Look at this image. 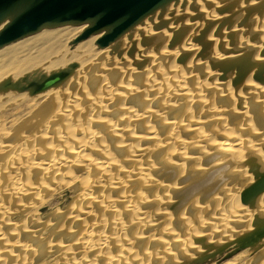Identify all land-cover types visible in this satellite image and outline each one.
<instances>
[{
    "label": "bare ground",
    "instance_id": "obj_1",
    "mask_svg": "<svg viewBox=\"0 0 264 264\" xmlns=\"http://www.w3.org/2000/svg\"><path fill=\"white\" fill-rule=\"evenodd\" d=\"M238 1H240V0H174V1H171L170 3L164 5L163 7L159 8L156 11H154L153 13L149 14L147 17L142 19L140 22H138L136 25H134L132 28H130L128 31H126L124 34H122L120 37H118L112 43H110L108 46H106L104 48H99L95 44L98 48L96 53H93V44L105 34L104 31L93 34L90 37H88L87 39H85V40H83L77 44H74V45L70 44L71 45L70 46L71 47L70 52L68 51L67 47H65V48L63 47L64 52L57 59H53V60L48 61V62L46 61L53 54H57L58 50L55 51V47H57L59 45L60 41L63 40L64 37H65L64 43H66V41H70V43L73 42V40L77 36H79L86 28H88V26H89L88 23H83L80 25H73V26L72 25H63V26H59V27H55V28L45 27V28H42L41 30H39L38 32H36L34 34H31L29 36H26L22 39H19L15 42H12L8 45L1 47L0 50L5 48V47L8 49L6 51L0 52V54H1L0 55V58H1L0 59V72H3V73H0V100L2 99L3 101H5V104H7L9 101H13V100L22 101L23 103H28L29 106H31L33 109L36 110L31 114L30 118L32 121L31 128L38 126L37 131L35 130L36 131L35 134L29 135L28 133H29L30 129L28 128L29 129L28 132H27V130H25L28 134V135L26 134L28 137H26V138L23 137L21 140H24V141L29 140L27 142H31L30 140H33L32 142H34L36 140H38V141L40 140L41 142L39 141L40 143H39V146H37V147H38V149H39L38 151L40 152L42 157H37L35 155V149H37V148H35L36 147L35 146L33 149L32 145L30 143L24 144L23 147H22V145L21 146L16 145V147L11 146V145H8L9 147L5 146L4 144L6 143L7 140H5V141H3V140H4V138H7V137H5L4 130L2 128L3 126L0 123V157H2L1 163H0V171L2 170L0 172V219L2 221L0 220V222H3V221L5 222L8 219L7 214L3 211V206L1 205V202L4 198V196H6L7 198L10 197V198L14 199V201H15V199H17L16 201L19 204V202L21 200H23V198H26L28 196L32 197L34 195L32 198H36L33 200H34V202L35 201L37 202L39 200L38 198L40 197L39 196V190L40 189L43 190V191L41 190V193L43 192V195H45L44 193L46 191L47 192L48 191L49 192H54V191L56 192L57 189H61L59 187H62V189H63V186L65 187V184L67 187V186H69V182H71V183L75 182L80 186L81 190L79 192L78 198L76 197L77 201H75V202H77V204L75 205V209H76V212H78L79 214L75 213V216L72 217V221L76 222L78 220H81V219H79V217H81V215L84 216L86 214V217L83 218V221L79 222V225L81 223H83L84 227H81L75 236V246L79 249V251L81 250L82 256L80 258H77V259L71 258V257L75 256L73 253L78 254L77 253L78 251L75 250L76 251L75 252L74 250H71L68 248H63L61 246L57 247L59 250L63 251L66 259L68 257V259L70 261L68 259L67 260L70 262V264H155L156 262H157V264L160 263L156 259L152 258L150 251L141 253L142 258L144 259L143 262L140 259L139 260L137 259L138 260L137 261L133 255V253L130 252V247H129V246H131L130 244H141L142 241L145 242L144 243L145 246L148 245V244H146V238L142 239L143 235L141 234L142 233L141 231L147 230L150 227H154V224L156 223L157 219L154 220L152 217H158V219H159V216L160 217L162 216L163 221L161 222V220H160L162 225H161L160 229L158 230V235L167 236L164 238L169 239L168 243L166 245L160 244L159 243L160 241H158L159 239L158 240L153 239L155 241L151 240L152 242L150 241L151 242L150 245L154 244V245H152L153 247H156L157 245L162 246V249L160 247L157 250L158 251V254H157L158 257L157 258L159 260L160 259H162V260L167 259L169 262L170 258L167 256V254L169 252L168 250L173 248L174 244H175L174 246H176V248L175 247L174 248L178 249V251L173 249L176 252H178L177 253L178 255H175V256L183 257V256H186L187 253H189V254L191 252L194 253L193 250L191 249V247H192L191 246L192 245L191 244V237H193V238L195 237L196 239H201L198 236L201 235L200 233L203 234L204 233L203 231H209L208 234L204 233L205 234L204 236H206V238L211 237L213 239V236L217 235L219 237L218 239L223 238L225 240H228L230 238H233V236H230V233L232 232L231 229L235 227V228L240 229V231L241 230L243 232L245 231V233L248 232L246 234L247 237L244 235L245 240H246V241L244 240V242L248 241L247 242L248 244H252V245L254 244V246H256L255 243L257 241L260 242L262 237L264 238V200L261 197H260L261 198L260 200L255 199V197H257V196L259 197V194L264 190V176H263V180H261V179H260V181L257 180V182H260V183L258 184L257 187L254 186L255 188L253 187L252 191L249 188L250 192L247 190V191H244L242 193V194H245L246 192H248L242 198H240L241 203L248 201L250 198L252 200L251 203L254 202L252 209L250 210L251 212H249V213L245 212L244 208L246 207V205L244 208H242L240 205L241 203L238 204L237 201L235 202L234 194L228 193V191H221L220 194H219V192H220L219 191L217 193V196L218 195L220 196V197H218L219 199H217V202L219 200L222 203V208L220 211H217L216 213H214L213 216H211L210 218H208L206 220L205 219L204 220L196 219L197 215L200 214V210H198V208L194 206L195 203L193 205L188 204L189 205L188 209H186V208L185 209L188 210V212L191 211V209H194L196 217L195 218L191 217L194 219H192V221L189 222L187 218L188 217L190 218V216H188V217L185 216V218H184L185 220H183L180 217V215L178 216V218H177V215L175 216L176 221L179 222L178 228H179L180 232H184V234L182 236H181L182 233L178 232V234L180 233L179 239L175 238L177 231L174 234V232H173L174 228H173V230L171 228L172 223L169 224L170 222H169L167 216L163 214V208L161 207V205H163L165 203V200L168 199V197L171 198L173 196V195L172 196L168 195L169 193H171L169 191L170 189L168 187L165 188L164 189L165 191H163V192H165V194H163V193L161 194L159 191L158 193H159V197H161V199L158 200L157 202L151 201L147 198H142V196H140V194H142V192H144L145 190L148 189V183L146 181L145 176H147L146 174H148L149 170L146 169L142 165V160L147 155L148 152L153 153L152 155H154L155 161H157L160 164H164L170 160H173V158H175V157L181 159L182 157H184L185 154H187L189 152V149L191 147H192V149L198 148V150H200L199 155H201L200 152L202 153L201 157L206 155L205 152H203L205 149H208V150L210 149L209 151L208 150L207 151L208 152L211 151V152H213L215 154H219V155L214 156V158H212L213 160L211 159V161L210 160L209 161L212 162L213 164L217 163V162L219 163V165L222 163L225 164L224 166L221 165L223 167L222 170H221V166H219V168H220L219 171H221V176L226 174L225 177L227 176V173H228V172L226 173V170H228L227 167L228 166L232 167L230 164H232V165L236 164L233 167H237V166L241 165L240 161L242 160L241 159L242 156L245 157V156H249V155L252 156L253 155L252 159L255 160L254 157H256V160H257V163L259 164V166H257L258 164L255 162L256 160L253 161L251 164H253L255 162L254 164L256 165V167H258V171H261L262 164H261V161L257 157V155H258L257 150L259 149L261 144L264 146V136L260 137V135H258V134H257L258 135L257 136L255 133V130L253 131V128L249 126L250 119L244 118L245 116L243 114H244L245 109L242 107V105H243V102L245 99L244 96L246 95L245 97H247V95H248L251 97L252 101L254 103H256V106L258 109L255 108V110H258V112L260 110V113L262 115H264V85H263L264 83H262V85H261L259 83L253 82V84H252L249 81L250 84L248 85V83L246 82L247 84H245L246 85L245 87L247 90L245 89V92L242 91L243 92L242 94L237 95V93L231 92V89L229 90L226 88L227 83H222L221 81H219L221 83L213 84V82H211L212 80L209 81L210 77H211V75L209 73L211 71L210 72L207 71V68L211 67L210 65L208 66L209 63H214L215 66L218 63H221V64L224 63V65H226L225 63H227V65L228 64L230 65V66L228 65L229 67H231V65L234 64L233 65L234 68H237L239 66V64H241L238 62L239 57L237 58V56H239V55H237L236 52L230 53L233 55H230V54L228 55V54H226V51H227L225 49L226 47L225 48L220 47L221 49H219V46H221V44L225 41L230 42L231 45L233 44L235 48H238L239 53L241 51L243 52V50H244L243 55H245V58H247V60L249 59L248 61L253 63V67L255 65L256 66L260 65V63L257 62L256 56H254V55L256 54V51H259L257 53L258 54L257 56L259 58L260 57L259 53L262 54V52H264V48L261 49L262 48L261 46L264 45V39H263L264 37L261 38V36H264V34H263L264 28H261L260 26H258V23L261 21L260 20L261 18L259 19V17L264 16V0H260L259 2H258V0H256L258 2L256 4H258V5L255 7V12L252 11L253 12L252 15L254 13H256V16L253 15L254 17H256V19L253 17L254 21L253 22L251 21V23L254 24V27H252L253 26L252 25L250 28L245 29V31L247 32L246 34H248L249 37L252 34L257 36V41H256V43H254V44H256V47L251 46L253 44V42H252V44H250V45L248 44L249 48H247V47L243 46V44H240L241 42L237 41L236 38L234 40H230V41L226 40L228 35L227 34L225 35V33H224L225 38H223L224 36L222 35V38H220L219 40L217 38L215 40L214 39L211 40L212 37H210V38L208 37L211 40V42L209 39H207V41L210 42L209 44H211V43L212 44L210 45V48L207 46L208 43L207 44L205 43L206 46L210 50L218 52V56H216L215 58H210L209 63L208 64L205 63V65L203 66L205 68H203L201 65H199L201 67H199L198 70L197 69H190V68L196 66L197 63H199L196 61L194 63H190L186 66L183 65V68L181 70L171 66L173 59L176 60L175 59L176 55H178V52H181L180 50H182L184 52H187V50L189 51L188 48L187 49L183 48L182 45L180 44L183 37L188 34V28L182 29V27L184 26L183 25L184 23H187V24L189 23V25H190V23L195 24L197 21L196 22L193 21L194 18H196V20H199V22H200L201 17H203L202 20H204V18H205L208 21L207 23L211 22L210 25L207 24L209 26L213 25V27L211 29L216 28V26H217L216 24H218V23L221 24V21L223 20V17L221 15H219L218 12L221 9H223L225 12L226 9L232 8L234 4H235L234 7L237 5L239 6V4H237V3H239ZM246 1L247 0H241L240 2H243L244 4H246ZM256 1L254 0L253 2H256ZM251 6H252V3L250 2V7ZM246 7H247V5H246ZM246 7H244V8H246ZM223 10H221V12ZM233 10H234V8H233ZM239 10H241V9H239ZM242 10H244V9L242 8ZM229 11H227V13ZM237 11H238V9H237ZM215 12H217V13H215ZM214 13H215V15H213ZM240 14H242V12ZM212 15L213 16L219 15L222 17V19H221V17L217 16L218 19L220 18L221 20L216 19L214 21L213 19H211V17H208V16H212ZM222 15H223V12H222ZM233 15L237 16L239 14H237V15L233 14ZM230 17H231V15H230ZM243 17H245V16L242 15L240 25L243 24L242 23ZM249 17L245 18L246 20H244V21H247V19H249ZM187 20H189V22ZM224 20H225V18H224ZM228 21H229V17H228ZM199 22H197V24ZM180 23H183V24H180ZM201 23H202V25L200 28H202L204 21ZM205 23H204V25H206ZM4 24H2L0 26V30L3 28ZM173 24H176V25L180 24V26L178 27V30L176 32L175 31L173 32V29H174ZM194 24L192 26H195ZM256 24H257V26H256ZM260 24H261V22H260ZM171 25L173 26V27H171V29L173 28L172 32L169 29V27ZM207 25H206V27H209ZM261 25H263V24H261ZM203 27H205V26H203ZM242 27H247V26L243 25V26H241V28ZM167 29L173 34L172 35L171 33H169L172 36L170 37L168 35L170 37V39L168 38V40L165 38V37H167V36H165L166 32H168ZM175 29H177V28L175 27ZM211 29L209 31L213 32ZM226 29H229L230 33H233L236 35L235 30L237 28L234 29V27L233 28L227 27ZM226 29H224V30H226ZM222 31H223V29H222ZM215 32H217V30ZM219 32L217 33V36H218ZM238 32H239V30H238ZM206 34H207V32H206ZM235 35H234V37H235ZM246 37H247V35H246ZM213 38H215V36ZM243 38H244V36H243ZM147 41L150 43L148 48H150V47L153 48L152 44L156 45L155 46L157 48L156 54L147 56L149 54L146 55V52L143 50L145 52V54H144V52L142 51V48L144 46L147 48V46H148ZM240 41H242V40H240ZM249 41H251V40L249 39ZM167 42H168V44H167ZM245 44L246 43H244V45ZM165 45L167 47H165ZM62 46H64V44L61 45V43H60L61 48H62ZM197 47L198 46H196V49H197ZM250 47L253 48V50L251 49L252 51L251 50L249 51ZM149 50H151V49H149ZM153 50H151V51H153ZM190 50H192V49H190ZM260 50H262V51L260 52ZM146 51H148V49H146ZM234 51H236V50L234 49ZM148 52H150V51H148ZM188 53H190V52H188ZM193 53H192V55H193ZM181 54H182V52H181ZM213 54H215V53H213ZM202 57H203V55H202ZM243 57L244 56L241 55L240 58L243 60ZM263 57H264V55L260 58H261V60L264 61ZM91 58L94 60H97V63L95 64L94 69H95V73H97L98 75H96V77H94L91 80L93 82H91L89 80L90 78H88L87 80H89V82L84 83L82 78L76 79V77L78 76L79 72L81 71V67L84 64H86L85 60L87 61ZM75 60H79V62L74 63V62H76ZM44 61L46 63L43 64ZM138 61L141 64H139L140 66H138L139 71L137 70V66H136L137 72H136V77H135L134 76L135 74H133V73L136 70H134V72H133V69L135 68L134 65H136V63ZM263 61L261 63L262 67H264ZM205 62H208V59ZM87 63L89 64L92 62H87ZM237 63H238V65H236ZM243 63H242V66L244 68H247V67H245V65ZM249 63H248V65H249ZM221 64H220V66H221ZM39 65H41V66L39 67ZM235 65L237 67H235ZM242 66L240 68L243 69ZM251 66H252V64H251ZM33 68H37V69H33ZM220 68H218V69H220ZM260 68H261V66H260ZM204 69H206V70H204ZM28 70H29V73L27 72ZM30 70H32V71H30ZM183 70H186L187 73L189 71L190 72L192 71V73L194 75L196 73H200V77H199L200 83L194 84L190 80H187V78H186L187 73L184 74ZM243 70H245V69H243ZM234 71H235V69H234ZM234 71H233V74L236 71L238 72V69L235 72ZM237 72L235 73V76L237 75ZM239 72H243V71H239ZM263 72H264V70H263ZM57 73L63 74L62 79L59 82L55 83L54 85L50 86L49 88H47L43 91H39V92L34 93V90L36 89V86L38 84H40L44 79L51 77ZM137 73H139V75H137ZM131 74H133L134 77H131ZM188 74H190V73H188ZM204 74H206V76ZM256 74H258V72L255 73V75ZM80 75H81V73L79 74V76ZM229 75H232V74H229ZM239 75H237V76H239ZM245 75H248V74H245ZM243 77H244V75H243ZM262 77H263V75H262ZM107 78H108V80L111 81L109 84L107 82ZM134 78L137 79V82ZM239 81H240V79H239ZM239 84H240V82H239ZM235 85H236V83H235ZM235 85H234V87H235ZM133 86H135L137 88L134 89L135 87H133ZM24 87H26V88L28 87V88L24 89ZM230 87H231V85H230ZM239 90H240V86H239ZM140 91H142V92H140ZM217 92H219V93L217 94ZM153 94H154V96L156 95L155 97L159 96V99H161V101H162V103L160 104L161 108L159 107V109H161V112L159 110L158 111L155 110L156 112H158L157 114H155V111H154V114L156 116L159 115V117H160L169 108L171 110H173L171 106H175L174 103H176V102L179 103L180 101H178V100L184 99L182 101L183 103L185 102L184 105H187L189 108L192 107V109H193V107H196L199 109V112L202 111L201 113H203V111H204V113H206V114H204L205 115V121H206V123H207V121H208V123L210 121V122H213L216 124L215 127H217V128H214V130H213L216 133L205 134L203 132V128H202V126L204 124L203 118L201 119V118H199L200 117L199 116V117H195V118L190 119V116H189L188 117L189 119L187 121H184L185 119H182V120L175 119L174 123H168L167 122L170 130H168V132H166L167 130L165 129L164 131H165V133H167V135H165L166 138L162 139L160 137V140H159L158 137H155V135L151 133V130L155 127H153L154 125L152 126V123L150 125V121H149L150 119H159L158 117H155L153 115V113L150 114V112H149V111H152L151 110L152 109L151 104H152L153 98H154ZM26 95H29L30 98H27ZM210 96H212V99H217L218 97H221V99L224 100L226 103L229 102L231 105V111L232 112L235 111L236 113L238 112L237 113L238 116H240L241 118L244 119L243 123L241 121L242 124L240 126H237L238 128H236V129L232 128L233 126L227 127L230 124L229 125L224 124V122H225L224 117L222 115L220 116L219 114L214 113L213 112L214 110L213 111L211 110V108L209 106L210 104L207 102V101H209ZM148 97H150V98H148ZM246 100H248V99H246ZM159 102H160V100H159ZM153 103L155 104V102H153ZM128 104H129V106H128ZM138 104H139V106L141 105V107H139L141 109L140 110L138 109L140 111L139 115H135L133 113V110H132V105L137 106ZM249 104H250V101H249ZM238 105L241 107H238ZM251 105H252V102H251ZM227 106H228V104H227ZM181 109H182V106H181ZM189 110L187 108V113L189 112ZM193 110H195V108ZM248 110H249V108H248ZM196 111H197V109H196ZM162 112H163V114H162ZM235 112H234V114H235ZM33 114H35V115H33ZM184 114H185V112H184ZM164 115L167 116L166 113ZM189 115H191V114H189ZM196 115H198V113H196ZM242 116H244V117H242ZM192 117H194L193 114H192ZM230 121L233 122V120H230ZM153 122H155V121H153ZM141 123L143 124L144 132H142L139 136H137L139 133L135 136L134 135L135 128H133L134 130L132 129L133 131L131 130V128L133 126L135 127L136 124H141ZM167 123H165V124H167ZM227 123L228 122H226V124ZM258 124H259V122H258ZM21 126L23 127V125H21ZM177 127L184 129V131L190 130V133H191V131L195 132L197 135V136L195 135L196 138L194 137L195 139H192L193 142H190L191 139L190 140L188 139L189 140V141H187L188 143L185 142L184 138H182V136H180V138L178 135H177L178 137L176 136L177 133L174 132L173 128L177 129V131H178ZM206 128H207V126H206ZM20 129H22V128H20ZM20 129L18 131H20ZM26 129H27V127H26ZM216 129H218V130L216 131ZM241 129H244V131H242ZM263 129H264V125H263ZM18 131H16V132H18ZM131 131L133 132V134ZM6 132H5V134H6ZM165 133H163V136ZM260 133L262 134V132H260ZM12 134H13V132H12ZM192 134H194V133H192ZM17 135H18V133H17ZM181 135H183V134H181ZM14 136H13L14 140L19 139V138L17 139L16 137L14 138ZM254 136L257 138L256 141H252L253 140L252 138ZM249 137H252V138H249ZM11 139L9 138L8 140H11ZM247 140H249V141H247ZM38 141H36V142H38ZM130 142H132V144H129ZM145 142H151L153 144V146L151 145V148H149L145 145V144H147ZM109 143H110V145H109ZM140 143H142V146L144 144L145 147H143V148H145L146 150L140 149L138 147V146H140L139 145ZM135 144H138V145L136 146ZM107 146H109V147H107ZM112 146H114V148L116 147L117 149H121L122 151H124L125 153H123V155H126V157H124L123 159H121L122 157L120 159L117 158L118 156L117 157L115 156L117 153L116 152L117 150H115V152H114L115 155L110 152V150L113 149ZM261 148H263V147L261 146ZM261 148H260V150H262ZM120 151H119V153H120ZM191 151H193L192 153L195 154L197 149H195V152H194V150H191ZM213 153H211V154H213ZM188 155H189V153H188ZM251 156L249 157L250 159H251ZM211 157H212V155H211ZM204 159H202V160H204ZM2 160H3L4 164H3ZM206 160H208V159H206ZM160 161H162V162H160ZM209 161H207V164L209 163ZM126 162L133 164L134 167L131 166V167L126 168V170H124L123 163H126ZM242 163H244V162H242ZM1 164H3L4 166ZM217 164H215V165H217ZM1 166H3V167H1ZM244 166H245V164L243 166L241 165L242 168L240 166H239V168L243 169V168H245ZM213 169H214V166H213ZM74 171L81 172L82 176L79 177L80 179L79 178L76 179V176L79 175L80 173L77 174ZM198 171H200V170H198ZM219 171L217 172L218 174L220 173ZM224 171H225V174H222V172H224ZM255 171L258 172L257 169H255ZM36 172H38V173H40V175H42L41 177L43 180L45 177L50 178L49 179L50 181H48L45 178L48 182H46L44 180V182H42V185L39 189L35 188L34 185H27L28 183H25V181H24L25 179L22 176H20V174H32V173H36ZM196 172L197 171H195L194 174ZM210 172H211V170H210ZM74 173H76L77 175H74ZM119 173H120V175H122L121 179H119L117 177V175ZM197 173H199V172H197ZM197 173H196V175H197ZM215 173H216V171H215ZM124 175H126V176H124ZM210 175H208V177H210ZM214 175H213V177L215 178L217 175H215V176ZM231 175H232V173H231ZM231 175H229V176L231 177ZM262 175H260V176H262ZM199 176H201V175H199ZM236 176L238 179L239 177L237 174H236ZM239 176L241 177V175H239ZM218 177H219V175L217 176V178ZM227 177L225 179L228 180ZM217 178H215V179H217ZM230 179L233 180L232 178H230ZM237 179H236V181H237ZM197 180H199V179H197ZM240 180L241 179H238V181H240ZM195 182L193 181L194 184H196ZM201 182H203V181L201 180V181L197 182L196 185H193V183H189L190 185L187 184L185 189H183L184 191H182V193H180V192H179L180 194L177 193L179 196L181 195L180 197H177V199L179 198L178 202L180 201V203L176 202L177 206L181 205V201L184 202V201H186V199L197 194V192L200 190L199 186H200ZM67 183H68V185H67ZM244 183L245 182L243 180L240 183V185L239 184H237V185H239L240 187H244ZM211 184H212V182H211ZM254 185H256V183ZM131 186L133 188H137L138 193H134L133 189L130 188ZM118 188H120L122 191H120L117 194V193H115V191L117 192ZM201 188H202V186H201ZM130 189H131L132 193L129 194L130 197L127 198L123 195V193L127 190H130ZM209 189H210V187H209ZM95 192L97 194H95ZM104 192H109V194L103 195ZM41 193H40V195H42ZM171 194H174V192ZM263 194H264V191L261 195L263 196ZM114 196H115V199H111V197L113 198ZM217 196H215V197H217ZM241 196L242 195L240 194V197ZM6 197H5V199H6ZM175 198L176 197H174V199ZM12 199H10V200H12ZM3 201L6 202V204L8 203L6 200H3ZM17 202H16V204H17ZM31 202H32V200H31ZM78 202H80V203H78ZM214 202H216V200ZM25 203H26V201H25ZM87 203H89V204L86 207H88V206L89 207L86 210L85 204H87ZM209 203H211V202H209ZM212 203H211V205H214V203L213 204ZM221 203H219V205ZM248 203H249V201L246 204H248ZM149 204H155L157 206V208H155V209L158 210L156 212H153L152 217H150L153 219V221H152V219H148V220L144 219V218L142 219L138 216L141 214V212H140L141 209H144L145 207L148 208L149 206L152 207V205H149ZM184 204H185V202H184ZM184 204H183V206H184ZM122 205L124 206V208ZM32 206H34V204ZM120 206H121V209L117 210V207L119 208ZM175 206H176V204H175ZM20 207H21V205H20ZM174 207H172V208H174ZM190 207H193V208L190 209ZM95 208L97 209L98 212L100 211L99 213L101 215L103 214L104 217H106V215H108L107 222H108L109 228L108 227L107 228L109 229L108 231L111 230V232L108 236H106V234L104 233L105 235L103 234L104 236H101V238H100V235H102V233L98 230V226H102L104 221H103L102 217L99 215L98 219H100L99 220L100 222L98 221V223L96 224L95 216H97V215H93V212H92L93 209H95ZM160 208H162V210H160ZM250 208H251V206H250ZM119 210H121V211H119ZM20 211H21V209H20ZM22 211H26V210H22ZM192 212L194 213L193 210H192ZM91 216H94V220L91 222L89 221L90 222L89 224L85 223L86 218L90 219ZM106 219H107V217H106ZM2 224L0 223V225H2ZM237 224H241V226L240 225L236 226ZM133 227L138 228V230L137 231L135 230L130 235L131 237L129 236L128 238H126L127 240L123 239V237L120 236V233H123L124 231L129 230L130 228L132 229ZM248 227H249V231H246V230H248L247 229ZM178 228H176V229L178 230ZM100 229H102V227H100ZM181 230H183V231H181ZM236 230L237 229H235V231ZM8 232L10 233L9 230H8ZM20 232L21 231H19V233ZM125 233H127V232H125ZM197 233H199L200 235ZM178 234H177V236H178ZM240 234H242V233H240ZM4 236L5 235L2 234V237H0V242L3 241L4 239H6V238H4ZM6 236H7V234H6ZM187 236H190V237H187ZM192 240H194V239H192ZM139 241H141V243H139ZM147 241L149 242V240H147ZM199 242H203V241L200 240ZM171 244H172V246H171V248H169V246ZM244 244H245V246L247 245L246 243H244ZM257 244H259V243H257ZM72 245H74V242ZM75 246H74V248H75ZM152 246H150V247H152ZM2 249L0 250V264L3 263L2 257L3 256L8 257L7 254L12 253L13 250H15V249L18 252L21 251L22 255H23V253H26V252H24L25 251L24 249L17 248V247H14L12 245H10L6 248H2ZM111 250L114 251L115 253L111 254ZM89 252H92L93 256L92 257L90 256L88 258V257H86L85 254H88ZM71 254H72V256L70 257ZM27 255H28V253H27ZM191 256L192 255L190 254V258H191ZM7 257H6V259H7ZM137 258H139V257L137 256ZM187 258L189 259L188 256H187ZM62 260H63V258H62ZM167 260H165V261H167ZM228 264H231V263H228ZM234 264H235V262H234Z\"/></svg>",
    "mask_w": 264,
    "mask_h": 264
},
{
    "label": "rangeland",
    "instance_id": "obj_2",
    "mask_svg": "<svg viewBox=\"0 0 264 264\" xmlns=\"http://www.w3.org/2000/svg\"><path fill=\"white\" fill-rule=\"evenodd\" d=\"M241 1V0H240ZM240 1H238L239 3H237V4H239V6L237 5V6H235L234 7V5H233V7L232 8H228V9H226L225 7V9H226V11L224 12V10L223 9H221V10H223L222 12H223V15H222V12H221V10L218 12V14L219 15H221L222 17H223V20L221 21V24H216L217 26H216V28H213V29H211L212 27H213V25H211V26H209L210 24H211V22H209V23H207L208 21H207V19H205L204 18V20H202L203 19V17H201V20H200V22H199V20H196V18H194V20L193 21H197V22H199L198 24H197V22L194 24V23H190V25H189V23L187 24V23H180V24H183L181 27H182V29H187L188 28V34L187 35H185L184 37H183V39H182V41L180 42V44L182 45V47L183 48H188L189 49V51L187 50V52H184V51H182V50H180L181 52H182V54H181V52H178V55H176V60H174L173 59V61H172V67H174V68H177V69H179V70H181L182 68H183V65L184 66H186V65H188V64H190V63H194L195 61L196 62H199V63H197V67L196 66H194V67H192V68H190V69H199V67H203L204 65H205V63H209V61H210V58H215L216 56H218V52H215V51H212V50H210L209 48H210V45L212 44H209L210 42H211V40H215L216 38L219 40L220 38H222V35L224 36L223 38H225V35L227 34L228 36H227V39L226 40H234L235 38L237 39V41H239V42H241L240 44H243V46H245V47H247V48H249V45L250 44H252V42H253V44L254 43H256V41H257V36L256 35H251L250 37H249V35L248 34H246L247 32L245 31V29L246 28H250L252 25V27H254V24L253 23H251V21L253 22L254 21V19H253V17L254 16H256V13H254L253 15H252V13L253 12H255V7L258 5V4H256V3H258L260 0H258V2L256 1V2H253L254 0H247L246 1V4H244L243 2H240ZM250 2L252 3V6L250 7ZM242 5H241V4ZM256 4V5H255ZM246 5H247V7H246ZM255 5V6H254ZM237 7V8H236ZM239 7V8H238ZM244 9V10H242V8ZM244 7H246V8H244ZM233 8H234V10H233ZM250 8V9H249ZM236 9V10H235ZM237 9H238V11H237ZM239 9H241V10H239ZM230 10V11H229ZM227 11H229L228 13H227ZM236 11V12H235ZM244 11V12H243ZM253 11V12H252ZM217 12H215V13H217ZM242 12V14H240ZM249 12V13H248ZM194 13V12H193ZM215 13L213 14V15H215ZM231 13V14H230ZM251 13V14H250ZM233 14H239V15H237V16H234ZM174 15V14H173ZM208 16V17H211V19H213L214 21L217 19V20H221L222 19V17L221 16H219V15H217V16H219V17H221V19L219 18L218 19V17L217 16ZM227 15V16H226ZM230 15H231V17H230ZM242 15H244L245 17H243V20H242V25H240L241 24V17H242ZM252 15V16H251ZM226 16V17H225ZM250 16V17H249ZM214 17V18H213ZM228 17H229V21H228ZM247 17H249V19H247V21H244V20H246L245 18H247ZM224 18H225V20H224ZM227 18V19H226ZM255 19H256V17H254ZM261 18V19H260ZM210 19V20H211ZM235 19V20H234ZM253 19V20H252ZM259 19L261 20H259L260 22H261V24H263V25H261L260 24V22L258 23V26H260L261 28H264V16H262V17H259ZM263 19V20H262ZM188 22H189V20H187ZM192 21V22H193ZM204 21V23L207 25V24H209V25H207V26H209V27H206V25H204V23H203V26H205V27H203L202 26V28H200L201 27V25H202V23L201 22H203ZM250 21V22H249ZM235 22V23H234ZM257 22V21H256ZM201 23V24H200ZM180 24H173V26L171 25L170 27H169V29H170V31L172 32V29H173V32L175 31H177L178 30V27L180 26ZM195 25V26H192V25ZM197 24V25H196ZM238 24V25H237ZM247 26V27H242L241 28V26ZM189 26V27H188ZM256 26H257V24H256ZM171 27H173L172 29H171ZM175 27L177 28V29H175ZM215 27V26H214ZM218 27V28H217ZM233 28L234 27V29H238L239 30V32H238V30L236 29L235 31H236V35L235 34H233V33H230V31H229V29H226V28ZM240 27V28H239ZM204 29V30H203ZM212 30L213 32H210L209 30ZM222 29H223V31H222ZM224 29H226V30H224ZM243 29V30H242ZM168 30V29H167ZM217 30V32H215ZM169 30H168V32H166V35L165 36H167V37H165L167 40H168V38L170 39V37L173 35L171 32H170ZM220 31V32H219ZM244 31V32H243ZM196 32V33H195ZM203 32V33H202ZM206 32H207V34H206ZM219 32V34H218V36H217V33ZM241 32V33H240ZM169 33H171V34H169ZM200 33V34H199ZM212 33V34H211ZM224 33H225V35H224ZM230 33V34H229ZM239 33V34H238ZM242 34V35H241ZM264 34V33H263ZM262 34V35H263ZM170 37H169V36ZM196 35V36H195ZM221 35V36H220ZM234 35H235V37H234ZM246 35H247V37H246ZM194 36V37H193ZM200 36V37H199ZM215 36V38H213ZM220 36V37H219ZM243 36H244V38H243ZM192 37V38H191ZM206 37V38H205ZM210 37H212V39L210 40L209 38ZM262 37H264V36H261V38ZM259 38V37H258ZM28 39V38H27ZM207 39H209L210 40V42L209 41H207ZM249 39L251 40V41H249ZM264 39V38H263ZM262 39V40H263ZM196 40V41H195ZM201 40V41H200ZM240 40H242V41H240ZM65 42V37L63 38V40H61L60 41V43H61V45H63L64 44V46H62V48L64 47H67L68 48V51L70 52L71 51V45H69L70 44V41H66V43H64ZM148 42V41H147ZM196 42V43H195ZM19 43V42H18ZM60 43H59V45L57 46V47H55V51H57L58 50V52H57V54H53L49 59H47L46 61L48 62V61H51V60H53V59H57L61 54H63V52H64V48L62 49L61 47H60ZM207 44V46L209 47H207L206 46V44ZM229 43V44H228ZM244 43H246L245 45H244ZM149 42L147 43V48L144 46L143 48H142V51L144 50L145 52H146V55L147 54H149V55H147V56H150V55H154V54H156V45H154V44H152L153 45V48L152 47H150V48H148L149 47ZM167 44H168V42H167ZM166 44V45H167ZM204 44V45H203ZM249 44V45H248ZM251 45L252 47H256V44H254V45ZM151 45V46H152ZM165 45V47H167ZM224 45V46H223ZM196 46H198L197 47V49H196ZM200 46V47H199ZM234 47V45L232 44L231 45V43L230 42H228V41H225V42H223L222 44H221V46H219V49H221L220 47H222V48H225L227 51H226V54H230V53H235L236 52V54L237 55H239V56H237V58L240 60H238V62L239 63H241V64H239V66L237 67L236 65H238V63L235 65V67H237V68H234V64H232L231 65V67H229L228 65H227V63H225L226 65H224V63H218L216 66L214 65V63H209L208 64V66L210 65L211 67L210 68H207V71H211L209 74L211 75V77H210V80L209 81H211V82H213V84H217V83H227L226 84V88L227 89H231V92H233V93H237V95H240V94H242L243 92H245V89H246V85L245 84H247L248 83V85L250 84V82L253 84V82H255V83H259V84H261L262 85V83H264V72H263V68L264 67H262V65H261V63H262V61L263 60H261V58L260 57H262L263 55H264V52H262V54L261 53H259L260 55V59L258 58V52L259 51H256V54L254 55V56H256V58H257V62H259L260 63V65H258V66H254L253 67V63H251L250 61H248L247 60V58H245V55H243L244 53V50H243V52L241 51L240 53H239V50H238V48H233ZM9 47V46H8ZM12 47V46H11ZM170 47V46H169ZM252 47H250V49H249V51L252 49L253 50V48ZM262 48L261 49H263L264 48V45H262L261 46ZM60 48V49H59ZM8 48H3V49H1L0 50V52H3V51H6ZM97 46L95 45V43L93 44V53H96L97 52ZM146 49H148V51H150V52H148V51H146ZM149 49H151V50H153V51H151V50H149ZM168 49V48H167ZM190 49H192V50H190ZM196 49V50H195ZM234 49L236 50V51H234ZM201 50V51H200ZM251 50V51H252ZM139 51V50H138ZM143 51V52H144ZM234 51V52H233ZM262 50H260V52H261ZM142 52V53H143ZM145 52H144V54H145ZM153 52V53H152ZM184 52V53H183ZM188 52H190V53H188ZM194 52V53H193ZM197 52V53H196ZM238 52V53H237ZM192 53H193V55H192ZM213 53H215V54H213ZM250 53V52H249ZM217 54V55H216ZM1 55V54H0ZM185 55V56H184ZM195 55V56H194ZM202 55H203V57H202ZM230 55H233V54H230ZM241 55L242 56H244L243 57V60L240 58L241 57ZM193 56V57H192ZM152 57V56H151ZM179 57V58H178ZM208 57V58H207ZM208 59V62H205L207 59ZM245 58V59H244ZM1 59V58H0ZM204 59V60H203ZM263 59H264V57H263ZM90 60V61H89ZM89 60H85V62H86V64H84L82 67H81V71L79 72V74L81 73V75L79 76V74H78V76L76 77V79L77 78H82L83 79V81H84V83H87V82H89V80L91 81L94 77H96V75H98L97 73H95V69H94V66H95V64L97 63V60H94V59H89ZM92 60V61H91ZM259 60V61H258ZM76 62H74V63H77V62H79V60H75ZM242 61V62H241ZM261 61V62H260ZM87 62H92V63H87ZM244 62V63H243ZM246 62V63H245ZM250 62L251 64H252V66H251V64L249 63V65H248V63ZM264 62V61H263ZM44 63H46L45 61L43 62V64ZM179 63V64H178ZM242 63L245 65V67H247V68H244L243 66H242ZM42 64V65H43ZM138 64V65H137ZM139 64H141V63H139V61L136 63V65H134V69H133V72H134V70H136V66H137V70L139 71V67L138 66H140ZM174 64V65H173ZM220 64H221V66H220ZM199 65H201V66H199ZM214 65V66H213ZM243 67V69H245V70H243L242 68H240L241 66ZM41 65H39V67H40ZM218 66V67H217ZM221 68H220V67ZM228 68H227V67ZM260 66H261V68L263 69H261L260 68ZM196 67V68H195ZM215 67V68H214ZM217 67V68H216ZM233 67V68H232ZM203 68H205V67H203ZM218 68H220V69H218ZM225 68V69H224ZM33 69H37V68H33ZM84 69V70H83ZM91 69V70H90ZM217 69V70H216ZM229 69V70H228ZM234 69H235V71L238 69V72H237V75H239V76H235V71H234ZM240 69V70H239ZM250 69V70H249ZM256 69V70H255ZM83 70V71H82ZM137 70L133 73V74H135L134 76L136 77V72H137ZM204 70H206V69H204ZM215 70V71H214ZM221 70V71H220ZM224 70V71H223ZM30 71H32V70H30ZM206 71V72H207ZM230 71V72H229ZM233 71L235 72L234 74H233ZM239 71H243V72H239ZM263 73H262V72ZM28 73H29V70L27 71ZM197 72V71H196ZM224 72V73H223ZM257 73L258 72V74H256L255 75V73ZM262 74H261V73ZM0 73H3V72H0ZM26 73V72H25ZM24 73V74H25ZM183 73L185 74V73H187V71L186 70H183ZM188 73H190V74H188ZM187 74H186V78H187V80H190L191 82H193L194 84H199L200 83V73H196L195 75L192 73V71L190 72H188ZM243 73V74H242ZM260 73V74H259ZM133 74H131V77H134L133 76ZM220 76H219V75ZM229 74H232V75H229ZM245 74H248V75H245ZM252 74V75H251ZM137 75H139V73H137ZM205 76H206V74H204ZM243 75H244V77H243ZM258 75V76H257ZM262 75H263V77H262ZM227 76V77H226ZM251 76V77H250ZM257 76V77H256ZM130 77V78H131ZM237 77V78H236ZM240 77V78H239ZM88 78H90L89 80H87ZM138 78V77H137ZM235 78V79H234ZM135 80H136V82H137V79L136 78H134ZM220 79V80H219ZM239 79H240V81H239ZM244 79V80H243ZM261 79V80H260ZM236 80V81H235ZM238 80V81H237ZM256 80V81H255ZM219 81H221V82H219ZM231 81V82H230ZM250 81V82H249ZM263 81V82H262ZM91 82H93V81H91ZM107 82H108V84L111 82L110 80H108V78H107ZM239 82H240V84H239ZM244 82V83H243ZM247 82V83H246ZM135 83V82H134ZM235 83H236V85H235ZM243 85H242V84ZM258 84V85H259ZM230 85H231V87H230ZM234 85H235V87H234ZM264 85V84H263ZM239 86H240V90H239ZM242 86V87H241ZM244 86V87H243ZM133 87H135V86H133ZM137 87H135L134 89H136ZM234 90V91H233ZM247 90V89H246ZM243 91V92H242ZM140 92H142V91H140ZM219 92H217V94H218ZM140 96V95H139ZM153 96H154V94H153ZM156 96V95H155ZM154 96V98H153V102H155V104L152 102V104H151V110L152 111H149L150 112V114H152L153 113V115L155 116V117H158L159 119H150L149 121H150V125H151V123H152V126L153 127H155V128H153L152 130H151V133L152 134H154L155 135V137H158L159 138V140H160V137L162 138V139H165L166 138V136L165 135H167V133H165V129L167 130L166 132H168V130H170L169 129V125H168V123H174V120L175 119H177V120H182V119H185L184 121H187L189 118V116H190V119L191 118H195V117H199V118H203V120H204V124H203V126H202V128H203V132L205 133V134H214V133H216L215 131H213L214 130V128H217V127H215V123H213V122H210L209 121V123H208V121H207V123H206V121H205V115L204 114H206V113H204V111H203V113H201L202 111H200L199 112V109L198 108H196V107H193V109L195 108V110H193L192 109V107L191 108H189L187 105H184L185 104V102L183 103L182 101L184 100H178V101H180L179 103L178 102H176V103H174V105L175 106H171L172 107V109L173 110H171L170 108L167 110V111H165V113L167 114V116H165L164 114H163V112H162V114L163 115H161L160 117H159V115L158 116H156L155 114H157L158 112H156L155 110H159L160 112H161V109H159V107L161 108V106H160V104L162 103V101H161V99H159V96L158 97H155ZM246 96V95H245ZM244 96V102H243V105H242V107L245 109V111H244V116H242V117H244V118H247V119H250V121H249V126L250 127H252L253 128V131L255 130V133H256V135L258 134V135H260V137H262V136H264L263 134V132H264V129H263V125H264V115H262L261 113H260V110H259V112H258V110H255V108H257V106H256V103H254L253 101H252V99H251V97L250 96H248L247 95V97H245ZM26 97L27 98H30V96L29 95H26ZM148 98H150V97H148ZM160 100V102H159V100ZM218 99V100H217ZM217 99H212V96H210L209 97V101H207L210 105V108H211V110L214 112V113H217V114H219L220 116L222 115L223 117H224V120H225V122H224V124L225 125H229V126H227V127H232V128H234V129H236V128H238L237 126H240L242 123H243V121H244V119L243 118H241L240 116H238V112L236 113L235 111H231V105H230V103L229 102H225L224 100H222L221 99V97H218ZM246 99H248V100H246ZM217 100V101H216ZM246 100V101H245ZM249 101H250V104H249ZM11 102V103H10ZM251 102H252V105H251ZM182 104V105H181ZM227 104H228V106H227ZM250 106H249V105ZM164 105V104H163ZM177 105V106H176ZM241 105V104H240ZM248 105V106H247ZM128 106H129V104H128ZM155 106V107H154ZM181 106H182V109H181ZM186 106V107H185ZM212 106V107H211ZM226 106V107H225ZM247 108H246V107ZM36 107V106H35ZM139 107H141V105L139 106V104L136 106V105H132V110H133V113L135 114V115H139V110L141 109V108H139ZM157 107V108H156ZM238 107H241V106H239L238 105ZM37 108V107H36ZM155 108V109H154ZM176 108V109H175ZM178 108V109H177ZM187 108H188V110H189V112L187 113ZM248 108H249V110H248ZM131 109V108H130ZM139 109V110H138ZM192 109V110H191ZM196 109H197V111H196ZM258 109V108H257ZM186 110V111H185ZM230 110V111H229ZM251 110V111H250ZM34 111H36L35 109H33L31 106H29V104L28 103H23L22 101H18V100H13V101H9L7 104H5V101H3L2 99L0 100V123H1V125L3 126L2 128H3V130H4V135H5V137H7V138H4V140L3 141H5V140H7L6 141V143L4 144L5 146H7V147H9L8 145H11V146H14V147H16V145L17 146H21L22 145V147L24 146V144H28V143H30L31 145H32V147H33V149H34V147L35 148H37V149H35V155L37 156V157H42V155L40 154V152L38 151L39 149H38V147L37 146H39V143L41 142L40 140V142L38 141V140H36V141H38V142H36V141H34V142H32L33 140H30L31 142H27V141H29V140H21L23 137H28L27 135L29 134H35L36 133V131H37V128H38V126H36V127H32L31 128V123H32V121H31V118H30V116H31V114L34 112ZM138 111V112H137ZM154 111H155V114H154ZM175 113H174V112ZM183 111V112H182ZM195 111V112H194ZM217 111V112H216ZM229 111V112H228ZM170 112V113H169ZM184 112H185V114H184ZM192 112V113H191ZM228 112V113H227ZM234 112H235V114H234ZM257 112V113H256ZM196 113H198V115H196ZM201 113V114H200ZM260 115H259V114ZM170 114V115H169ZM183 116H182V115ZM189 114H191V115H189ZM192 114H193V116L194 117H192ZM200 114V115H199ZM257 117H255L254 115ZM33 115H35V114H33ZM176 115V116H175ZM173 117V118H172ZM176 117V118H175ZM182 117V118H181ZM184 117V118H183ZM236 117V118H235ZM251 117V118H250ZM33 118V117H32ZM228 118V119H227ZM262 118V119H261ZM237 119V120H236ZM230 120H233V122H231ZM14 121V122H13ZM26 121V122H25ZM29 121V122H28ZM153 121H155V122H153ZM237 121V122H236ZM241 121H242V123H241ZM167 123V124H165V123ZM226 122H228L227 124H226ZM258 122H259V124H258ZM211 123V124H210ZM234 123V124H233ZM239 123V124H238ZM28 124V125H27ZM165 124V125H164ZM233 124V125H232ZM21 125H23V127L21 126ZM141 125V126H140ZM168 125V126H167ZM214 125V126H213ZM262 125V126H261ZM35 126V125H34ZM167 128H166V127ZM206 126H207V128H206ZM19 127V128H18ZM26 127H27V129H26ZM160 127V128H159ZM205 127V128H204ZM17 128V129H16ZM20 128H22V129H20ZM30 129V131H29V129ZM36 128V129H35ZM133 128H135V130L133 129ZM142 128V129H141ZM178 128V131H177V129H175V128H173L174 129V132H176L175 134H176V136L178 135L179 136V138H180V136H182V138H184V141L185 142H187V141H189L190 139H191V141L190 142H193L192 141V139H195L196 138V133L195 132H192L191 131V133H190V130L189 131H184V129H182V128H180V127H177ZM212 128V129H211ZM251 128V129H252ZM20 129V131H18ZM134 130L135 132H134V135L136 136L138 133V135L137 136H139L142 132H144V128H143V124L141 123V124H136L135 125V127L133 126L132 128H131V130ZM161 129V130H160ZM207 129V130H206ZM18 131V132H16V131ZM25 130H27V132L29 131V133L27 134V132L25 131ZM36 130V131H35ZM132 130V131H133ZM218 129H216V131H217ZM242 131H244V129H241ZM7 131V132H6ZM13 132V134H12V132ZM131 131V132H132ZM156 131V132H155ZM164 131V132H163ZM184 131V132H183ZM5 132H6V134H5ZM20 132V133H19ZM26 132V133H25ZM154 132V133H153ZM260 132H262V134L260 133ZM17 133H18V135H17ZM25 133V134H24ZM136 133V134H135ZM163 133H165L164 134V136H163ZM192 133H194V134H192ZM12 134V135H11ZM16 134V135H15ZM22 134V135H21ZM27 134V135H26ZM132 134H133V132H132ZM181 134H183V135H181ZM185 134V135H184ZM188 134V135H187ZM15 135V136H14ZM26 135V136H25ZM153 135V136H154ZM192 135V136H191ZM196 135V136H195ZM257 135V136H258ZM13 136H14V138L16 137L18 140H14L13 139ZM18 136V137H17ZM177 136V137H178ZM195 137V138H194ZM11 139V140H8V139ZM249 138H252V137H249ZM189 139V140H188ZM253 140L252 141H256L257 140V138L254 136L253 138H252ZM125 141V140H124ZM244 141V140H243ZM247 141H249V140H247ZM189 142V143H190ZM14 143V144H13ZM19 143V144H18ZM34 143V144H33ZM125 143V142H124ZM145 143H147V144H145L147 147H149V148H151V145L153 146V144L151 143V142H145ZM188 143V142H187ZM259 143V142H258ZM129 144H132V142H130ZM203 144V143H202ZM109 145H110V143H109ZM136 146L138 145V144H135ZM134 145V146H135ZM140 146H138L140 149H143V150H146L145 148H143V147H145L144 146V144H143V146H142V143H140L139 144ZM150 145V146H149ZM261 146L263 147V148H261ZM261 146L259 147V149L257 150V157H258V159L261 161V164H262V167H261V171H258V167H256V165L254 164L255 162L257 163V160H256V157H254L255 158V160L254 159H252L253 158V155L251 156V155H249V156H245V157H243L242 156V160L240 161L241 163V165L243 166L244 164H245V168H243V169H241L242 167H241V165H239L241 168H239V166H237V167H233V166H235L236 164H234V165H232V164H230L232 167H227L228 168V170H226V173H227V178H228V180L227 179H225L226 177H225V171L224 172H222V174H225V175H222L221 176V171H219V166H224L225 164H220L219 165V163L217 164V163H212V162H210L211 161V159L212 158H214V156H216V155H219V154H215V153H213V152H208L209 150L208 149H203L204 151L203 152H205V154L206 155H204V156H202L201 157V155H202V153L200 152V154L201 155H199V151L200 150H198V148H193L192 149V147L190 148L191 150H194V152H195V149H197V151H196V153L194 154V153H192L193 151H191L190 149H189V155H188V153L187 154H185L184 155V157H182L181 159H179V158H177V157H175V158H173V160H170V161H168L167 163H164V164H160V163H158L157 161H155L154 159V155H152L153 153L152 152H148L147 153V155L143 158V160H142V165L146 168V169H148L149 170V172H148V174H146L147 176H145L146 177V181H147V183H148V189L147 190H145L144 192H142V194H140V196H142V198H147V199H149V200H151V201H154V202H157L158 200H160L161 199V197H159V191H160V193L162 194H165V192H163V191H165L164 189L165 188H169L170 190V192L171 193H173L174 192V194H171V193H169L168 195H170V196H174V197H176L175 199H174V197L172 196L171 198L170 197H168V199H166L165 200V203L163 204V205H161V207L163 208V214L164 215H166L167 216V218H168V220H169V224H171L172 223V230H173V228H174V230H173V232H174V234H175V232L177 231V234H178V232H180V230H179V222H177L176 221V219H175V216L177 215V218H178V216L180 215V217L183 219V220H185L184 218H185V216H190V218L188 217H186L187 219H188V221L189 222H191L192 221V219H194L195 217H196V215H195V210L194 209H191V208H193V207H190V209H191V211H189L188 212V210H186V209H188V206L190 205V204H194V206L195 207H197L198 208V210H200V214H198L197 215V217H196V219H200V220H206V219H208V218H210L211 216H213L214 215V213H216L217 211H220L221 210V208H222V203L218 200V202H217V199H219L218 197H220L219 195L217 196V193L219 192V194L221 193V191H228V193H233L234 194V196H235V202L237 201V203L238 204H240L241 203V201H240V198H242L245 194H247L248 192H246L245 194H242L244 191H249L250 192V190L252 191V189H253V187L254 186H258V184L260 183V182H257V180H259L260 181V179L261 180H263V176H264V146L261 144ZM107 147H109V146H107ZM142 147V148H141ZM112 148L113 149H109L110 150V152L111 153H113L114 154V152H115V150H117L116 152V157L117 158H121V159H123L124 157H126V155H123V153H125L124 151H122L121 149H117L116 147V149L114 148V146H112ZM260 148L262 149V150H260ZM114 150V151H113ZM122 152H121V151ZM208 150V151H207ZM119 151H120V153H119ZM186 153V152H185ZM191 153V154H190ZM211 153H213V154H211ZM191 155V156H190ZM199 155V156H198ZM211 155H212V157H211ZM197 156V157H196ZM209 158H208V157ZM251 156V159L249 158ZM186 157V158H185ZM204 159V160H202V159ZM1 159H2V157H0V163H1ZM175 159V160H174ZM177 159V160H176ZM206 159H208V160H206ZM249 159V160H248ZM127 160V159H126ZM179 160V161H178ZM210 160V161H209ZM213 160V159H212ZM207 161H209V163L207 164ZM253 161H255L253 164H251ZM2 162H3V160H2ZM160 162H162V161H160ZM197 162V163H196ZM205 162V163H204ZM242 162H244V163H242ZM221 163V162H220ZM247 163V164H246ZM3 164H4V162H3ZM3 164H1V165H3ZM215 164H217V165H215ZM239 164V163H238ZM237 164V165H238ZM258 164V163H257ZM199 165V166H198ZM206 167H205V166ZM253 165V166H252ZM4 166V165H3ZM3 166H1V167H3ZM134 167V165L133 164H130V163H123V167H124V170H126V168H128V167ZM191 166V167H190ZM213 166H214V169H213ZM221 166V170H222V167ZM257 166H259V164L257 165ZM183 167V168H182ZM204 167V168H203ZM216 167V168H215ZM218 167V168H217ZM199 168V169H198ZM203 170H202V169ZM2 169V168H1ZM194 169V170H193ZM211 170V172H210V170ZM255 169H257V171L259 172H256L255 171ZM198 170H200V171H198ZM205 170V171H204ZM251 170V171H250ZM2 171V170H1ZM0 171V172H1ZM195 171H197V172H199V173H197V175L199 174V175H201V176H197L196 175V173L194 174V172ZM215 171H216V173H215ZM220 172L219 174L217 173V172ZM255 171V172H254ZM4 172V171H3ZM74 172H76V171H74ZM205 172V173H204ZM79 174V175H77V174ZM76 173H74V175H77L76 176V179H78L79 177H81L82 175H81V172H79V171H77ZM192 175H191V174ZM203 175H202V174ZM231 173H232V175H231ZM235 173V174H234ZM256 173V174H255ZM2 174V173H1ZM211 174V175H210ZM219 175V177L217 178V176L215 177V178H217V179H215L214 177H213V175ZM231 175V177L229 176V175ZM236 174L238 175V179H241L240 181H238V179H237V176H236ZM263 174V175H262ZM207 175V176H206ZM208 175H210V177H208ZM214 175V176H215ZM239 175H241V177L239 176ZM255 175V176H254ZM257 175V176H256ZM258 175H259V178H258ZM260 175H262V176H260ZM20 176H22L25 180V183H28L27 185H34L35 186V188H40L41 187V185H42V182H44V180L46 181V182H48V181H50L49 179L50 178H48V177H45L44 178V180L42 179V175H40V173H38V172H36V173H32V174H20ZM120 176V177H119ZM122 175H120V173L117 175V177L119 178V179H121L122 177H121ZM124 176H126V175H124ZM197 176V177H196ZM204 176V177H203ZM206 176V177H205ZM233 176V177H232ZM203 177V178H202ZM214 179H213V178ZM221 177V178H220ZM262 177V178H261ZM164 178V179H163ZM202 178V179H201ZM206 178V179H205ZM230 178H232L233 180H231ZM237 179V181H236V179ZM80 179V178H79ZM197 179H199V180H197ZM209 179V180H208ZM244 180V187H240L239 185H240V183ZM159 180V181H158ZM197 180V181H196ZM203 181V182H201V184H200V190L197 192V194H195L194 196H192V197H190V198H188V199H186V201H184L185 202V204H184V202L183 201H181V207L180 206H177V203L176 202H178V200H179V198L177 199V197H180L178 194H180V193H182V191H184L183 189H185V187H186V185L187 184H189V183H193V181L197 184V182H199V181ZM206 182H205V181ZM208 180V181H207ZM134 181V180H133ZM235 181V182H234ZM210 182V183H209ZM211 182H212V184H211ZM214 182V183H213ZM71 182H69V186H67L66 187V184H65V187L63 186V189H62V187H59V188H61V189H57L56 190V192L54 191V192H45L44 194L46 195H43V192L41 193V190L42 189H40L39 190V200L35 203L34 202V200L33 199H36V198H32L31 196L29 197H26V198H23V200H21L20 202H19V204H18V202L16 201L17 199H15V201H14V199H12V198H7L6 196H4V198H3V200H6L8 203L6 204V202H4L3 200H2V202H1V205L3 206V211L7 214V217H8V219L4 222H0L2 225H0V237H2V234H4L5 236H4V238H6V239H4L3 241H1L0 242V250L2 249V248H6V247H8V246H10V245H12V246H14V247H17V248H22V249H24L25 251L24 252H26V253H23V255H22V253H21V251H16V249L15 250H13V252L12 253H8L7 255H8V257L7 256H3L2 258H3V263L2 264H70V260L68 259V257H67V259L69 260H67L66 259V257L64 256V253H63V251L62 250H59L57 247L58 246H61V247H63V248H68V249H71V250H76V251H78L77 253L78 254H75V253H73L74 255V257H71L72 256V254L70 255V257L71 258H80L81 256H82V253H81V250L79 251V249L75 246V236H76V234H77V232H78V230L81 228V227H84V224L83 223H81L80 225H79V222H82L83 221V218H85L86 217V214L83 216V215H81V217H79V219H81V220H78V221H72V217H74L75 216V213L77 214L78 212H76V209H75V205L77 204V202H75V201H77V198H78V195H79V192H80V190H81V188H80V186L77 184V183H71ZM209 183V184H208ZM256 183V185H254ZM75 184V185H74ZM196 184H194L193 183V185H196ZM237 184H239V185H237ZM67 185H68V183H67ZM190 185V184H189ZM207 185V186H206ZM201 186H202V188H201ZM209 187H210V189H209ZM130 188H132L133 189V192L134 193H138V189L137 188H133L132 186L130 187ZM182 188V189H181ZM207 188V189H206ZM249 188H250V190H249ZM255 188V187H254ZM43 191V190H42ZM109 191V190H108ZM120 191H122L120 188H118V190H117V192L115 191V193H119ZM136 191V192H135ZM264 191V190H263ZM263 191L259 194V197L257 196V197H255V199L256 200H260L261 198L264 200V194H263V196L261 195L262 193H263ZM180 192V193H179ZM40 193L42 194V195H40ZM55 193V194H54ZM132 193V191H131V189L130 190H127V191H125L124 193H123V195L125 196V197H130L129 196V194H131ZM178 193V194H177ZM95 194H97L96 192H95ZM106 195V194H109V192H104L103 193V195ZM116 194V195H117ZM177 194V195H176ZM240 194L242 195L241 197H240ZM133 195V194H132ZM176 195V196H175ZM217 196V197H215V196ZM5 197H6V199H5ZM77 197V198H76ZM194 197V198H193ZM239 197V198H238ZM261 197V198H260ZM166 198V197H165ZM193 198V199H192ZM215 198V199H214ZM258 198V199H257ZM10 199H12V200H10ZM111 199H115V196L112 198L111 197ZM177 199V200H176ZM204 199V200H203ZM31 200H32V202H31ZM174 200V201H173ZM213 200V201H212ZM216 200V202H214ZM14 201V202H13ZM24 201V202H23ZM25 201H26V203H25ZM222 201V200H221ZM249 201V203L248 204H246L247 202ZM248 201H245V202H243V203H241L240 205H241V207L242 208H244L245 207V205H246V207L244 208L245 209V212L246 213H249V212H251L250 210L252 209V206H253V203H251L252 202V200H251V198L248 200ZM12 202V203H11ZM16 202H17V204H16ZM209 202H213L214 203V205H211V203H209ZM4 203V204H3ZM10 203V204H9ZM78 203H80V202H78ZM178 203H180V201L178 202ZM212 203V204H213ZM219 203H221L220 205H219ZM34 204V206H32ZM89 203H87V204H85V208H86V210H87V208L89 207H86L87 205H88ZM175 204H176V206H175ZM183 204H184V206H183ZM189 204V205H188ZM237 204V205H238ZM6 205V206H5ZM20 205H21V207H20ZM149 205H152V207L151 206H149L148 208H144V209H141V214L140 215H138L140 218H144V219H154V220H156V223L154 224V227H150V228H148L147 230H142L141 232V234L143 235L142 236V239L143 238H146V244H148L147 246H145L144 245V241H142V243H141V241H139V243H141V244H130L131 246H129L130 247V252L131 253H133V255H134V257H135V259L137 260H142V262H143V258H142V256H141V253H143V252H149L150 251V254H151V256H152V258H154V259H156L157 261H159L160 263H158V264H228V263H231V264H234V262H235V264H264L263 262H264V238L262 237L261 238V240H260V242L259 241H257L256 243H255V245L256 246H254V244L252 245V244H248L247 242H244V240H245V237H244V235L246 236V234L248 233V232H246L245 233V231L243 232L242 230L240 231V229H238V228H232L231 230H232V232L230 233V236H233V238H230V239H228V240H225V239H223V238H220V239H218L219 237L217 236V235H214L213 236V239L211 238V237H209V238H206V236H204L205 234L204 233H209V231H203L204 233L202 234V233H197V234H199L200 236H198V237H200L201 239H196L195 237L193 238V237H191V249L193 250V252L194 253H190L192 256H191V258H190V254L189 253H187L186 254V256H183V257H180V256H175V255H178L177 253L178 252H176L175 250H177L178 251V249H175L176 248V246H174L173 245V248H171V246H172V244L169 246V248H171V249H169L168 251V254H167V256L170 258L169 259V262H168V260L167 259H165V260H167V261H165L164 259L162 260V259H158L157 257H158V249L161 247V249H162V246L161 245H157L156 247H153L152 245H154V244H152V245H150V243L152 242V241H155V240H158V241H160L159 243L160 244H163V245H166L167 243H168V238H164V237H167V236H160V235H158V230L160 229V227H161V222L163 221V218H162V216L160 217L159 216V219H158V217H152V214H153V212H156V211H158L157 209H155V208H157V206L155 205V204H149ZM244 205V206H243ZM123 206V205H122ZM175 206V207H174ZM187 206V207H186ZM220 206V207H219ZM250 206H251V208H250ZM32 207V208H31ZM95 207V206H94ZM172 207H174V208H172ZM123 208H124V206H123ZM162 208H160V210H162ZM177 208V209H176ZM186 208V209H185ZM250 208V209H249ZM20 209H21V211H20ZM118 209H121V206L118 208L117 207V210ZM175 209V210H174ZM179 209V210H178ZM22 210H26V211H22ZM174 210V211H173ZM192 210L194 211V213L192 212ZM119 211H121V210H119ZM18 212V213H17ZM93 215H97V216H95V219H96V224L98 223V221L100 220V219H98V216L100 215L101 217H102V219H103V224H102V226H98V230L102 233V235H100V238H101V236H104L105 234H106V236H108L109 234H110V232H111V230L110 231H108L109 229V227H108V222H107V220H108V215H106V217H107V219H106V217H104V215L102 214H100L98 211H97V209L95 208V209H93ZM192 212V213H191ZM96 213V214H95ZM186 215H185V214ZM79 214V213H78ZM100 217V218H101ZM105 219H104V218ZM150 217H152V218H150ZM191 217H194V218H191ZM153 219H152V221H153ZM1 220V219H0ZM94 220V216H91V218L89 219V218H86V222L85 223H90L91 221H93ZM127 220V219H126ZM160 220H161V222H160ZM178 220V219H177ZM2 221V220H1ZM90 221V222H89ZM172 221V222H171ZM100 222V221H99ZM178 224H177V223ZM77 224V225H76ZM106 224V225H105ZM177 224V225H176ZM104 225V226H103ZM238 225H240L241 226V224H237L236 226H238ZM171 226V225H170ZM243 226V225H242ZM5 227V228H4ZM26 227V228H25ZM100 227H102V229H100ZM108 227V228H107ZM4 228V229H3ZM106 228V229H105ZM176 228H178V230L176 229ZM25 229V230H24ZM234 229V230H233ZM235 229H237L236 231H235ZM248 230H246V231H249V227L247 228ZM8 230L10 231V233L8 232ZM137 231L138 230V228H130L129 230H126V231H124L123 233H120V236H122L123 237V239H126V238H128L134 231ZM251 230V229H250ZM19 231H21L20 233H19ZM129 231V232H128ZM181 231H183V230H181ZM125 232H127V233H125ZM242 233V234H240V233ZM2 233V234H1ZM105 233V234H104ZM180 233H182L181 234V236L184 234V232H180ZM180 233L178 234V236H177V234H176V237L175 238H178L179 239V235H180ZM6 234H7V236H6ZM104 234V235H103ZM202 236V237H201ZM131 237V236H130ZM187 237H190V236H187ZM247 237V236H246ZM204 238V239H203ZM216 238V239H215ZM244 238V239H243ZM153 239H155V240H153ZM192 239H194V240H192ZM208 239V240H207ZM127 240V239H126ZM147 240H149V242L147 241ZM152 240V241H151ZM200 240H202L203 242H199ZM241 240V241H240ZM125 241V240H124ZM151 241V242H150ZM246 241V240H245ZM73 242H74V245H72L73 244ZM244 243H246L247 245L245 246V244ZM257 243H259V244H257ZM235 244L237 245H239L240 246V249H238V250H236L237 252H235V248H234V246H235ZM244 244V245H243ZM243 245V246H242ZM258 245V246H257ZM74 246H75V248H74ZM150 246H152V247H150ZM250 246V247H249ZM175 247V248H174ZM255 247V248H254ZM155 248V249H154ZM54 249V250H53ZM173 249H175V250H173ZM190 249V250H191ZM3 250V249H2ZM114 250V249H113ZM75 251V252H76ZM172 251V252H171ZM189 251V250H188ZM175 254H174V253ZM27 253H28V255H27ZM113 253H115L114 251H112L111 250V254H113ZM89 254V255H88ZM88 254H85L86 255V257H92L93 256V254H92V252H89ZM174 254V255H173ZM189 254V255H188ZM259 255V256H258ZM137 256L139 257V258H137ZM141 256V257H140ZM187 256L189 257V259L187 258ZM241 256V257H240ZM6 257H7V259H6ZM69 257V258H70ZM178 257V258H177ZM263 257V258H262ZM62 258H63V260H62ZM178 259V260H177ZM67 260V261H66ZM137 260V261H138ZM162 260V261H161ZM239 260V261H238ZM263 262H262V261ZM60 261V262H59ZM68 262V263H67ZM239 262V263H238ZM134 263V262H133ZM155 264H157V262L155 263Z\"/></svg>",
    "mask_w": 264,
    "mask_h": 264
},
{
    "label": "water",
    "instance_id": "obj_3",
    "mask_svg": "<svg viewBox=\"0 0 264 264\" xmlns=\"http://www.w3.org/2000/svg\"><path fill=\"white\" fill-rule=\"evenodd\" d=\"M171 1L174 0H0V26L5 23L0 30V48L45 27L83 23H88V28L70 44L104 31L95 42L99 48H104ZM62 76L57 73L44 79L34 93L59 82ZM234 248L237 252L240 246L235 244Z\"/></svg>",
    "mask_w": 264,
    "mask_h": 264
}]
</instances>
